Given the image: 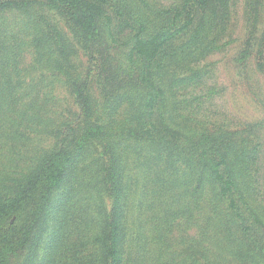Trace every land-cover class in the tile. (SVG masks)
Wrapping results in <instances>:
<instances>
[{"label":"trees","instance_id":"trees-1","mask_svg":"<svg viewBox=\"0 0 264 264\" xmlns=\"http://www.w3.org/2000/svg\"><path fill=\"white\" fill-rule=\"evenodd\" d=\"M112 1L0 0V115L17 123L47 116L35 110L38 96L26 101L30 73L43 69L69 88L78 110L77 127L52 128L55 148L1 174L0 264L23 251L25 264H264V213L250 175L258 124L191 123L162 81L182 33L197 23L206 37L229 0H184L167 11L182 25L149 36ZM45 10L65 18L90 67L73 61L68 34ZM14 12L24 16L28 41L10 33ZM21 45L34 49L29 65ZM197 212L208 244L199 237L173 251L176 219Z\"/></svg>","mask_w":264,"mask_h":264},{"label":"rangeland","instance_id":"rangeland-1","mask_svg":"<svg viewBox=\"0 0 264 264\" xmlns=\"http://www.w3.org/2000/svg\"><path fill=\"white\" fill-rule=\"evenodd\" d=\"M183 2L112 1L113 7L123 9L126 16L142 21L147 26L145 36L164 26L180 27L184 20L175 21L173 14L167 11L180 8ZM220 9L223 10L224 21L213 25L206 37L196 32L197 23L185 34L182 33L174 45L180 49L177 50L179 54L167 57L164 61L162 81L166 89L172 88L176 92L171 102L177 105L179 114L191 123L206 124L209 127L224 125L238 130L247 127L248 123L258 124V132L254 137L257 162L250 175L255 181L260 210L264 213V0H229L227 7L221 6ZM15 13L19 12L8 13L6 16L8 21H15L10 33L15 32L18 43L28 41L29 28L21 24L24 16H16ZM44 14L49 15L68 34L66 45L71 46L73 61L80 68L90 67L88 51L74 40L65 18L54 10H45ZM37 19H40L39 15ZM116 22L119 20L116 19ZM125 34L118 35L119 41ZM21 47L26 52L25 63L29 65L35 55L34 49L29 45ZM120 49L122 54H126L127 44H123ZM122 63L127 66L126 59L123 58ZM66 68L70 66L66 65ZM42 73L35 70L30 73L26 101L30 103L32 97L38 96L35 110L40 109L47 116L31 118L30 121L24 118V122L17 123L0 115V194L8 185L2 184L1 174L11 169L21 170L33 162L32 157L58 145V138L52 134L53 127H63L65 130L71 124L72 127L78 126L75 120L78 110L69 88L51 76L47 69H43ZM183 78L185 81H182ZM5 110L9 108L5 107ZM135 159L133 155L132 161ZM134 162L138 168L143 167L142 161ZM85 191L82 190L77 197ZM106 200L109 205L111 199L108 195ZM196 215L194 218L176 219L170 235L173 251L181 250L187 241L194 242L199 237L200 241L208 244L210 230L205 229L204 216H199L202 212ZM28 257V251H23L13 258L11 264H25Z\"/></svg>","mask_w":264,"mask_h":264}]
</instances>
